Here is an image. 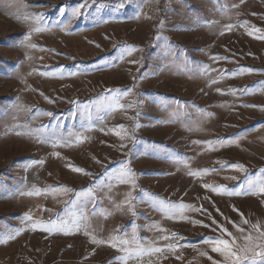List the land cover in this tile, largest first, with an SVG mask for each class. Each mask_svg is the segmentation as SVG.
<instances>
[{
    "label": "rangeland",
    "instance_id": "374dc122",
    "mask_svg": "<svg viewBox=\"0 0 264 264\" xmlns=\"http://www.w3.org/2000/svg\"><path fill=\"white\" fill-rule=\"evenodd\" d=\"M260 169L264 0H0V264H264Z\"/></svg>",
    "mask_w": 264,
    "mask_h": 264
},
{
    "label": "snow or ice",
    "instance_id": "6c2138e0",
    "mask_svg": "<svg viewBox=\"0 0 264 264\" xmlns=\"http://www.w3.org/2000/svg\"><path fill=\"white\" fill-rule=\"evenodd\" d=\"M39 30L40 29H37V31H39ZM33 47H34V45H33ZM115 91L119 92L120 90H115ZM128 91H130V90H128ZM48 115H51V113H48ZM137 126H139V125H137ZM120 127H123V126H120ZM40 163H43V161H40ZM231 167L234 168V169L243 170V165L234 164V165H231ZM72 170L75 171V172H78V173L84 171L83 169H80V168H73ZM204 171L207 172L208 170H204ZM260 172L264 173V169H260ZM85 174H87V173H85ZM130 174H131V170L130 169H128L126 173H122V175H130ZM191 174L192 175H199L200 173H191ZM204 187L208 188V187H211V186L205 185ZM62 190L63 191H70L69 189H66V188L62 189ZM211 190L214 191V192L227 191L226 189H223V188H219V189L218 188H211ZM37 191H39V190H37ZM260 191L264 192V187H261ZM229 194H232V193H229ZM179 207L184 208V207H188V206L180 205ZM246 222L247 221H245V223ZM254 227H256V226H254ZM224 231H227V230L224 229ZM261 235H264V233H261ZM165 239H167V237H165ZM245 239L246 240H251V236L245 237ZM92 242L93 243H103V241L96 240L95 238H93ZM122 243L127 244L128 242L127 241H122ZM205 243H215L218 246L214 247L212 249L213 251H215V252H223L227 257H235L234 264H240V261L243 259L242 256L237 255L236 252L233 251L232 246H230V244H229V242L227 240H223V239H218L216 241L208 240V241H205ZM113 246H115V245H113ZM168 247H169V249L174 250V246L173 245H169ZM143 251L144 250H141L140 252L137 253V255H141L143 253ZM150 251L151 252H161L163 250L160 249V248H154V249H151ZM242 251H244V250H242ZM201 255H205V253H201ZM117 259H124V258L123 257H119ZM110 264H111V262H110Z\"/></svg>",
    "mask_w": 264,
    "mask_h": 264
}]
</instances>
